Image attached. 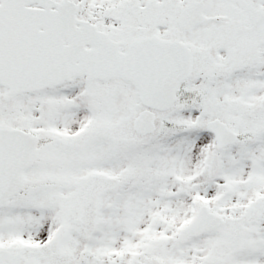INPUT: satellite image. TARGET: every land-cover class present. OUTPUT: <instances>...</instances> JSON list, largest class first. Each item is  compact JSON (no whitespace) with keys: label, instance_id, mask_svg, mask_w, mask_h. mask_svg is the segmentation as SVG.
I'll use <instances>...</instances> for the list:
<instances>
[{"label":"snow or ice","instance_id":"obj_1","mask_svg":"<svg viewBox=\"0 0 264 264\" xmlns=\"http://www.w3.org/2000/svg\"><path fill=\"white\" fill-rule=\"evenodd\" d=\"M0 264H264V0H0Z\"/></svg>","mask_w":264,"mask_h":264}]
</instances>
